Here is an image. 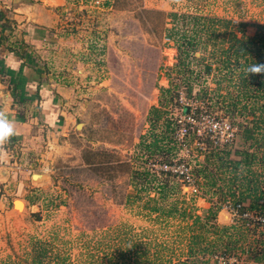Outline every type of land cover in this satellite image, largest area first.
<instances>
[{"label":"rangeland","instance_id":"obj_1","mask_svg":"<svg viewBox=\"0 0 264 264\" xmlns=\"http://www.w3.org/2000/svg\"><path fill=\"white\" fill-rule=\"evenodd\" d=\"M8 1L0 0L2 17H9L4 8ZM63 3L47 11L49 23L46 32L41 31L42 40L23 43L26 26L19 28L14 21L1 25L15 39L7 48L13 52V47H19L25 65L35 67L47 95H56L61 116L57 115L54 127L28 123L22 138L14 142L10 158L14 165L8 173H0V264L25 257L30 263L34 239L48 243L52 254L66 257L70 264H173L184 257L191 220L154 213L151 201L143 206L141 200H127L132 192L130 169L143 163L151 172V165L163 161L140 159L137 150L140 137L148 132V111L157 105L158 88L180 81L186 75L183 72L196 74L192 75L191 94L179 88L177 99L167 107L170 119H182L187 112L195 119L186 138L175 140L174 157L163 162L177 171L184 167L191 176L189 183L173 176L178 184L175 196L185 201L184 214L190 210L202 218L216 199L195 187L199 183L193 180V170L203 159L198 145L205 148L207 138L196 136L194 127L207 130L214 121H225L234 129V145L238 146V130L250 117L224 111L225 91L233 97L235 92L223 72L216 70L217 62L208 58L204 38L200 40L203 45L189 51L188 59L177 56L172 33L179 30V23L173 26L167 14L213 16L233 26L246 23L244 32L250 37L253 26L264 23V0ZM26 30V39L39 37V29ZM180 61L187 67H181ZM200 91L206 96H198ZM181 105L188 111L180 114ZM34 110H27L25 118L31 119ZM33 174L44 177L31 179ZM147 194L153 197L154 191L148 187ZM20 200L23 208L18 209ZM226 206L215 213L218 225L234 220ZM234 261L230 257L227 263Z\"/></svg>","mask_w":264,"mask_h":264},{"label":"trees","instance_id":"obj_2","mask_svg":"<svg viewBox=\"0 0 264 264\" xmlns=\"http://www.w3.org/2000/svg\"><path fill=\"white\" fill-rule=\"evenodd\" d=\"M167 16L173 26L179 23V30L175 29L172 33L177 56L188 59L189 51L197 44L203 45L200 40L204 38V46H209L208 58L217 62L216 70L223 72L222 77L235 92L233 97L228 89L225 91L227 102L224 111L231 115L249 116L250 119L238 130V146L234 145L235 139L220 148L206 141L203 159L193 170V180L199 183L194 182L195 187L216 198L214 207H209L204 217L193 215L190 210L184 214L185 201H178L175 196L178 184L173 175L150 172L143 163L142 167L138 163V167L129 171L128 182L133 193L128 195L127 200L131 203L141 200L143 206L151 201L150 211L154 213L191 220L184 257L173 264H219L218 258L228 264L230 257L235 259L233 264H264V228L254 219L258 216L264 218V71H250L254 66L264 65V23L254 25L253 34L248 37L244 32V27L248 26L246 23L237 22L233 26L231 21L213 16H177L175 13ZM233 28L236 31L233 32ZM16 54L22 60V54ZM179 65L187 67L183 61ZM28 68L37 74L34 66L28 65ZM206 68L209 69L208 66ZM182 74L186 75L181 82L171 81L169 87L158 88L157 105L151 106L148 111V132L137 143L140 159L163 158V163L176 153L174 136L177 124L176 120L167 117V107L177 99L179 88H183L187 96L191 94L192 75L196 76L189 71ZM33 78L36 76L33 75ZM37 80L40 84L39 76ZM198 96L203 98L206 95L200 91ZM180 108L182 113L188 111L187 106ZM158 124L161 125L159 128ZM148 187L154 191L153 197L148 196ZM223 204L228 205L235 215L233 219L236 221L232 219L229 225L215 222V213ZM243 214H249L251 218L243 217ZM32 217L34 221L39 219L38 213L32 214ZM51 252L48 243L34 239L30 263L25 257L7 264H70L65 261L66 257L59 258L58 254Z\"/></svg>","mask_w":264,"mask_h":264},{"label":"crops","instance_id":"obj_3","mask_svg":"<svg viewBox=\"0 0 264 264\" xmlns=\"http://www.w3.org/2000/svg\"><path fill=\"white\" fill-rule=\"evenodd\" d=\"M7 5H4L9 17H2L0 15V110H4L8 118L14 121L15 134L9 138V140L3 145L4 153L0 156V173H8L14 162L11 163V159L14 154V142L20 140L22 135L25 133V128L27 124H36L40 127L46 128L47 124L54 125L58 122L57 115L59 105L55 99L56 95H47L44 89H46L42 82L33 78L34 73L30 72L28 66L25 64L24 59H19L18 55L14 51H18L21 54L19 47H13L9 50V43L12 41L9 36H7V27L5 29L1 28V25L7 23L12 24L11 21L16 22L19 28H24L22 31L25 37L22 38L23 43H30L32 39L42 40V32L45 31V27L49 23L47 18V11H51L59 6H62L63 0H9ZM2 9L0 7V14H2ZM3 14H5L3 12ZM7 20V21H5ZM62 24V23H60ZM14 26V25H13ZM12 27V26H10ZM39 29V37L28 36L27 28ZM52 27V26H51ZM10 31L8 30V33ZM20 44V43H18ZM16 44L14 43V46ZM18 49V50H17ZM38 93L36 94V91ZM35 109L31 113V119H26L27 110ZM17 155L15 154V159ZM18 159V158H17ZM13 160V159H12ZM8 176V175H7ZM6 176V177H7Z\"/></svg>","mask_w":264,"mask_h":264},{"label":"built area","instance_id":"obj_4","mask_svg":"<svg viewBox=\"0 0 264 264\" xmlns=\"http://www.w3.org/2000/svg\"><path fill=\"white\" fill-rule=\"evenodd\" d=\"M184 104V103H181ZM187 105V104H186ZM186 105H181V106H186ZM182 113L180 109V114ZM194 118L190 116V114L187 112L185 115H182V119L178 118L176 120L177 128L175 130V140H178L179 142H182L184 137L188 135V130L191 128L194 124ZM185 122L183 125L182 123ZM215 123L212 125V128H207V130H200L198 127H194V134L196 136H202L204 138H207L209 140L211 146L213 147H224L225 145L229 144L233 140V135H234V129H232V126L225 122V121H214ZM220 124V125H219ZM188 125V126H186ZM177 135V136H176ZM177 138V139H176ZM198 149L201 151H204L203 144L200 146L198 145ZM151 170L155 173L157 172H168L170 175L176 174L177 176H182L183 180H185V183L191 182V176L188 174V171L186 168H183V171H177L179 169H173L172 167L168 166L165 163H157L156 165H151ZM226 206V205H225ZM226 208H229L228 205ZM230 209V208H229ZM234 214V212H233ZM243 217H249V214H243ZM255 222H257L262 228H264V218L262 217H254ZM219 260H222L221 258H218V263L219 264H225V261L222 260V262H219Z\"/></svg>","mask_w":264,"mask_h":264},{"label":"clouds","instance_id":"obj_5","mask_svg":"<svg viewBox=\"0 0 264 264\" xmlns=\"http://www.w3.org/2000/svg\"><path fill=\"white\" fill-rule=\"evenodd\" d=\"M252 72L264 71V65L254 66ZM15 134L14 121L10 120L4 110H0V156L4 153L3 145Z\"/></svg>","mask_w":264,"mask_h":264},{"label":"bare ground","instance_id":"obj_6","mask_svg":"<svg viewBox=\"0 0 264 264\" xmlns=\"http://www.w3.org/2000/svg\"><path fill=\"white\" fill-rule=\"evenodd\" d=\"M37 175H39V174H37ZM34 177H44V176H42V175H39V176H34ZM34 177L32 178V179H34ZM17 208L18 209H21V208H23V203L21 202V200L20 201H17Z\"/></svg>","mask_w":264,"mask_h":264},{"label":"water","instance_id":"obj_7","mask_svg":"<svg viewBox=\"0 0 264 264\" xmlns=\"http://www.w3.org/2000/svg\"><path fill=\"white\" fill-rule=\"evenodd\" d=\"M79 125H80V124H77V125L75 126V129H78V128H79ZM34 176H39V175H37V174H33V175L31 176V179H32Z\"/></svg>","mask_w":264,"mask_h":264}]
</instances>
